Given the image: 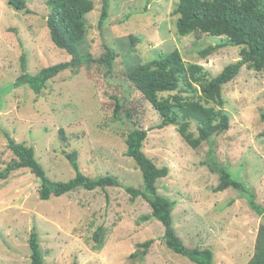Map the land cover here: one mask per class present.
<instances>
[{
  "label": "rangeland",
  "instance_id": "rangeland-1",
  "mask_svg": "<svg viewBox=\"0 0 264 264\" xmlns=\"http://www.w3.org/2000/svg\"><path fill=\"white\" fill-rule=\"evenodd\" d=\"M10 0H0V171L14 159L3 132L20 145L34 150L47 177L66 182L74 170L66 159L77 152L80 171L89 178L112 176L117 187L77 189L41 201L39 180L28 170L12 172L0 180V264H30L28 240L36 231L44 264H193L166 248L163 227L150 216L141 197L132 199L125 188L143 189L134 161L126 157V138L133 128L147 131L142 151L167 177L157 181L158 193L175 203L172 226L189 248L209 249L213 264H247L255 250L262 217L250 207L248 196L264 208V74L243 67L223 87L229 129L213 143L190 148L176 127L158 128L159 114L135 90L128 71L178 50L186 64L202 66L212 77L239 60V48H219L204 58L200 52L221 43L205 34L180 37L174 15L178 0H109L108 18L98 27L102 0H91L86 16L82 55L102 56L106 47L115 51L111 68L89 63L66 70L47 81L36 95L27 86L12 84L25 72L71 60L50 39L46 27L47 0H24L18 11ZM174 94V93H171ZM168 94H161L165 97ZM114 99L120 102L115 119ZM63 130L64 140L59 137ZM190 132L197 134V124ZM221 164L245 191L228 188L215 192ZM103 229V247L95 249L94 233ZM152 240L142 261L130 259Z\"/></svg>",
  "mask_w": 264,
  "mask_h": 264
},
{
  "label": "trees",
  "instance_id": "trees-1",
  "mask_svg": "<svg viewBox=\"0 0 264 264\" xmlns=\"http://www.w3.org/2000/svg\"><path fill=\"white\" fill-rule=\"evenodd\" d=\"M9 4L16 10L26 9L24 0H10ZM49 11L46 27L50 39L60 50L65 51L71 60L40 70L36 75L25 72L24 58L21 68L23 74L12 84L13 88L29 87L36 95L45 87L47 81L60 73L80 68L89 63L106 65L111 68L116 57L113 49L106 47L105 53L97 58L90 54L82 55L80 44L86 37V16L94 9L91 0H47ZM109 11V0H102L98 27L102 29ZM178 18L175 22L176 33L180 37L191 34H205L221 39V43L210 46L200 52L202 58L215 53L219 48H239V60L225 66L222 71L212 77L202 66L186 64L178 50L166 55H158L151 61L133 66L127 73V78L151 107L159 114V129L174 126L177 133L193 150L203 143H213V137L226 132L230 127V116L225 110L226 100L223 97V87L233 81L243 67L264 74V0H178L173 10ZM174 93V94H171ZM161 94H168L161 97ZM113 117L117 119L121 110L120 102L114 99ZM264 122V113L261 114ZM197 124V134L190 132L191 123ZM7 148L14 159L0 171V180H5L12 172L28 169L40 182L38 197L47 201L51 197H61L77 189L94 191L107 187H117L118 180L112 176L89 178L79 169L78 154L72 152L66 155L74 177L66 182L50 180L40 163L34 157V150L17 144L7 132H3ZM59 137L64 138L63 130ZM147 131L133 128L127 135L126 157L131 158L139 168L143 189L125 188L134 200L141 197L151 209L150 216L143 220L156 219L163 227V241L167 249L188 259L193 264H213V253L209 249L187 248L176 234L172 226V212L175 203L158 193L156 183L167 177V167H157L142 151ZM212 159V150H209ZM209 167L219 172V184L215 192L234 188L242 192L244 186L232 178L227 168L213 163ZM249 205L264 222V208L254 202V196H248ZM103 229L98 228L93 240L95 249L103 247ZM152 240L137 244L143 248L140 253H132L130 259L142 261ZM30 264H44L38 233L31 232L28 240ZM247 264H264V225L260 226L255 250Z\"/></svg>",
  "mask_w": 264,
  "mask_h": 264
}]
</instances>
